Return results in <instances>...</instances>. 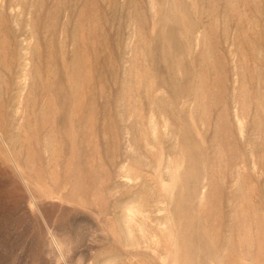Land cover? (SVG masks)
<instances>
[{
	"label": "rangeland",
	"instance_id": "obj_1",
	"mask_svg": "<svg viewBox=\"0 0 264 264\" xmlns=\"http://www.w3.org/2000/svg\"><path fill=\"white\" fill-rule=\"evenodd\" d=\"M0 130V264H264V0H0Z\"/></svg>",
	"mask_w": 264,
	"mask_h": 264
},
{
	"label": "bare ground",
	"instance_id": "obj_2",
	"mask_svg": "<svg viewBox=\"0 0 264 264\" xmlns=\"http://www.w3.org/2000/svg\"><path fill=\"white\" fill-rule=\"evenodd\" d=\"M26 76H27V73H26ZM24 78V77H23ZM27 79V78H26ZM25 79V80H26ZM24 88H25V85H24ZM0 138H2V132H1V130H0ZM4 144H5V148H7L8 149V151H9V153H10V155L12 156L13 154H12V150H11V148L9 147V145H8V143L7 142H5L4 141ZM15 150V149H14ZM29 154H31V153H29V151H28V155ZM32 156V155H31ZM12 158H13V156H12ZM15 158V157H14ZM25 158H27L26 156H25ZM30 159V158H29ZM13 160H15V159H13ZM34 160V159H33ZM36 162V161H35ZM14 163H16V162H14ZM28 163H30V164H32L33 162H32V159L30 160V162H28ZM27 163V164H28ZM35 164V163H34ZM37 164V163H36ZM15 166H16V170L17 171H19V173H20V175L23 177V175H24V173L26 174V175H29L28 173H29V171H23V170H21V167L18 165V164H15ZM32 166V165H31ZM34 166V165H33ZM2 167H5L4 165H2ZM8 168V167H7ZM28 168V167H27ZM37 169V168H36ZM34 170V169H33ZM32 171V170H31ZM39 172V171H38ZM31 174H32V172H31ZM34 174V173H33ZM35 175V174H34ZM36 176V175H35ZM23 178H25V177H23ZM35 178V177H34ZM31 179V178H30ZM11 182V181H10ZM12 184V183H11ZM13 186V185H12ZM11 186V187H12ZM1 190V189H0ZM12 191V190H11ZM16 191V190H15ZM17 191H18V189H17ZM13 192V191H12ZM2 194H3V192H2Z\"/></svg>",
	"mask_w": 264,
	"mask_h": 264
}]
</instances>
